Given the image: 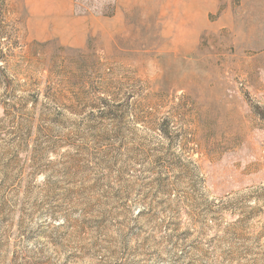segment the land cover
<instances>
[{
	"label": "rangeland",
	"instance_id": "rangeland-1",
	"mask_svg": "<svg viewBox=\"0 0 264 264\" xmlns=\"http://www.w3.org/2000/svg\"><path fill=\"white\" fill-rule=\"evenodd\" d=\"M264 0H0V264H264Z\"/></svg>",
	"mask_w": 264,
	"mask_h": 264
},
{
	"label": "trees",
	"instance_id": "trees-1",
	"mask_svg": "<svg viewBox=\"0 0 264 264\" xmlns=\"http://www.w3.org/2000/svg\"><path fill=\"white\" fill-rule=\"evenodd\" d=\"M256 112H257V114H258L260 117L264 118V111H263V110H261L260 108H256Z\"/></svg>",
	"mask_w": 264,
	"mask_h": 264
}]
</instances>
